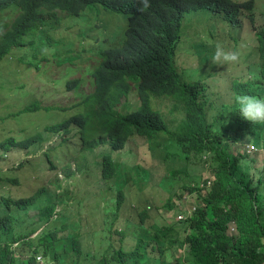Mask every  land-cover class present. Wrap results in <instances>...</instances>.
<instances>
[{
    "label": "trees",
    "instance_id": "16d2710c",
    "mask_svg": "<svg viewBox=\"0 0 264 264\" xmlns=\"http://www.w3.org/2000/svg\"><path fill=\"white\" fill-rule=\"evenodd\" d=\"M15 1L23 9L20 19L23 22L26 19L32 20L41 13L40 5L48 3L52 5L53 2L62 0ZM3 3L4 0H0V9ZM149 3L150 7L143 12L139 11L142 7L140 0L123 3L118 7L127 9L130 16L121 49L143 52L144 62L132 64L117 57L114 61L109 60L101 64L97 69L100 91L96 89L94 93H89L82 99L73 100V103L68 104L69 110L72 111L70 115L66 114V118L61 122L44 128L46 131L66 129L70 133L72 131L70 124H76L80 138L87 148L108 142L110 149L113 148L112 151L125 146L127 141H135L134 136L144 138V148L150 147L152 150V137L156 134H164L175 138L177 148H182L181 153L174 154L179 161L189 160V155L194 152V158L214 170L212 184L203 187L206 192L193 213L174 226L167 223L168 231L177 229L180 232L181 227L184 231L182 239L179 237L177 239L180 248H183L184 244L188 245L182 260L177 251L167 254V251L156 244V241L149 243L140 238L133 250H125L124 247L114 244L112 257L118 263L139 264L140 248L145 245L150 250H159L163 258L162 264H264V220L262 219L264 216V170L256 182L250 178L247 171L243 170L242 159H240L242 157L226 154L224 150L228 145L222 144L227 139L235 141L247 129L248 139L253 138L257 143L264 142V123L243 121L238 131H234L230 125L219 126L216 121L224 117L222 110L233 104L223 103L219 106L211 102L208 105L205 104L206 99L201 100L200 92L192 91L197 82L194 85L179 82L174 60L175 47L181 34V16L185 7L200 5L221 8L220 17L218 15L217 17L222 21L237 24L242 3L234 0H149ZM0 26L4 28L1 23ZM215 28L216 24L210 32ZM35 29L40 28L33 25L31 30ZM14 34L12 30L1 32L0 60L4 52H9L12 47L23 43V39H16ZM256 35L262 55L261 78H264V26L257 30ZM76 85L74 80L67 82V88ZM263 86L264 80H255L235 83L233 88L236 95L250 94L260 97ZM131 90H135L134 93L138 95L140 103L138 111H126V107L131 105L129 102L118 108L121 98L128 97ZM162 91L174 94V97L178 94V102L171 110L182 109L184 119L176 128L171 127L166 118L164 120L148 108L150 97H157L156 93L159 94ZM11 96L17 100V95ZM25 97L27 100L20 101L27 103L20 110L9 109L7 104H3L5 111L3 115H0V120L4 122L8 118H13L18 123L26 124L20 117L21 113L41 109L49 111L53 108L41 106V102L36 98ZM1 98H6V94L0 86ZM233 106L236 107L237 104ZM211 115L213 120L210 119ZM228 115L232 116L231 113ZM35 129L34 134L25 135V131L12 134V127L3 124L2 130H7L12 135L0 140V150L6 144L40 143L42 132L38 130V126H35ZM22 136L25 138L21 140L16 138ZM154 150L155 153L158 152L155 145ZM202 154L204 159L201 157ZM104 156L102 162L104 176L110 181V177L115 176L117 170L121 168L111 154ZM217 160L218 163L214 167L213 164ZM168 166L171 167L168 168L171 174L179 170L173 165ZM38 176L42 177V175ZM192 180L193 185H190L189 189L199 191L196 187L199 182L196 179ZM19 182L18 176L9 175L0 167V264H69L66 263L63 248L68 244L72 247L76 246L75 248L80 252L78 245H81V236L78 227L70 230L65 218L54 216L57 214L55 211L58 205L57 198H62V193L55 191V197L51 195L49 197L48 188L42 184L30 196H16L12 190L14 186L19 185ZM108 188H112L111 182ZM126 188L123 184L116 189L115 199L118 202V208L113 211L116 216L121 210L120 207L126 202ZM41 192L46 193L45 204H42L43 199L37 198ZM36 204L37 215L30 212ZM174 205L175 202L170 197L168 206ZM147 209L143 208L138 212L143 223L148 218ZM187 210L186 206L180 207L181 212L186 213ZM35 217L40 218L41 223L46 221V224L41 231L32 236L37 230V226L34 225ZM165 222L161 218L159 222L161 229H164ZM230 224L233 226V231L229 229ZM156 234L158 235V231ZM159 236H161L160 231ZM14 243H16L15 246ZM147 263L154 264L149 261L144 264Z\"/></svg>",
    "mask_w": 264,
    "mask_h": 264
},
{
    "label": "rangeland",
    "instance_id": "374dc122",
    "mask_svg": "<svg viewBox=\"0 0 264 264\" xmlns=\"http://www.w3.org/2000/svg\"><path fill=\"white\" fill-rule=\"evenodd\" d=\"M256 6L264 10V0H256ZM195 10L192 9L194 12L184 18V23L188 21L190 29H195L192 32H189V28L185 32L182 30V39L175 51L177 64L180 65L183 62L182 67L179 66L178 76L181 80L188 79L190 74L192 79L204 77L208 99L211 103L216 106L222 103H233L236 96L233 88L234 80L255 81L254 79L259 77L257 65L261 63V60L257 48L253 46L254 33L245 19L244 22L249 29L244 28L233 31L228 24L223 25L213 22L215 19L209 12ZM117 14L123 17L125 23L126 13L119 12ZM117 14L109 9L99 7L95 16L101 20L102 15L114 18L113 16ZM10 19L7 18V21ZM198 24L209 25L204 27L197 26ZM214 24H216V28L210 32ZM103 27L104 25H102ZM93 28L97 29L99 27L95 25ZM86 34H84V40L79 42V46L82 47L81 51H85L81 57L80 64L82 65L88 61L93 49L101 41L98 35L84 46V42L90 40ZM186 35L189 36L185 37ZM217 43H222L226 50L238 52L239 61L224 66L213 65L211 59ZM49 45H51L50 49H45L48 54L45 57L43 48ZM107 45H100L99 48ZM55 48L49 35L38 34L30 41L29 46L12 48L9 54L0 61V64L9 62L8 57L10 55L17 57L16 53L22 52L26 55L25 59L31 63L32 67L29 74L24 72L25 80L23 76H20L10 88L7 84L9 78L5 74L8 75L18 67H12L9 64L8 67L0 66V70L5 72V74L0 72V86L6 94V98L0 99V102H4L0 104V115H3L5 111L3 104H7L8 108L12 109L16 107L15 104H19L17 100H27L24 91L28 92L29 89H31L30 94H35L34 97L41 102V106L53 107L49 111L41 109L38 112L20 114L21 119L31 126L32 130L27 129L25 123H18L13 118H8L4 122L0 120V140L17 132L32 133L35 131L33 128L35 126H38V130L42 132L40 143L37 142L29 147L24 144H6L1 147V168L2 166H9L8 161L14 160V162H17L19 160L22 168L26 171L20 177L19 185L13 187V194L16 196H30L42 184H45L48 188L49 193L47 195L49 197L50 195L55 197V191L62 193V198H57L58 205L55 209L57 214L54 216L65 218L70 230L78 227L81 236V245H78L80 252L77 251L76 246L72 247L68 244L67 247L63 248L65 249L63 254L66 257V263L120 264L112 257L114 244L124 247L125 250H133L140 238L149 243L156 241L161 248L167 251V254L177 251L182 260L188 245L184 244L183 248H180L177 239L178 237L182 239L184 231H182V227L180 232L177 229L168 231V227L169 225L174 226L180 221L177 215L182 205L193 211L205 194V189L199 191L189 189L193 182L192 179L201 181L209 176V178H212L213 175L211 174L214 170L206 165L204 166L197 158H194V152L189 155V160L179 161L174 154L176 152L181 153L182 148H177L175 138L164 134H156L151 139L158 148V152L155 153L154 145L152 144V150L150 147L145 149L144 140L139 137H136L135 141L127 143L123 149L115 151L110 150L108 142L98 144L92 150H87L82 146H80V149H76L74 145L79 146V140L81 141L80 135H77L79 130L76 124H70L72 130L70 133L65 130L71 140L66 139L67 136H64L62 131L54 133L46 131L45 126L54 125L66 114H71L72 111L69 110L68 104L73 103V97L76 99L82 97L75 90H67V81L70 78L75 75L81 77L82 83L78 89L83 93H88L94 89L92 77L87 78L89 73H82L83 67L81 71L78 70L80 64L70 56V53H56ZM201 48H205L203 54H206L205 58H208V63L202 64L201 62L200 58L203 56L201 55ZM12 64H14V61ZM33 67L35 70H33ZM38 69L42 72L40 76L36 75ZM35 75L40 83H36L31 78ZM22 87L24 88L21 89ZM19 89L21 91L15 94L18 96L17 100H14L11 95ZM168 98H153L156 103L155 109L161 113L172 109L174 102L170 101L171 99L167 100ZM137 100L138 96L135 93H130L127 99L131 104L130 107ZM20 105L17 106L18 110H20ZM232 109L233 106L230 110L225 107L222 110L223 115L230 114ZM231 114L236 115L235 113ZM171 117L168 119L169 123L172 120L174 121L172 123L176 124L177 120L183 117V114L178 111L176 114H172ZM210 119L213 120L212 115ZM225 122L226 120L218 119L216 123L220 125ZM3 124L12 127V134L7 130H2ZM16 138L21 140L25 137ZM244 138V142L224 140L222 144L228 145L224 152L241 156L243 170L247 171L250 178L257 182L264 170V146L258 148L253 138L248 139L246 136ZM42 145V149L39 150ZM103 152L111 154L118 161L121 168V170H117V174L110 181L102 174L100 154ZM168 153H170V156H168ZM201 157L203 158L204 154ZM217 163L218 160L214 162L213 166L216 167ZM37 164L48 168V172L40 167L27 172L28 169ZM168 165H173L174 168H183V170L177 174H171V171H168V168L171 167ZM3 170H6V168ZM9 173L16 174L13 168L10 169ZM37 174L42 175V177L37 176ZM110 182L112 188H108ZM123 184L127 187L126 202L125 205L120 207L121 210L116 216L113 213L118 208V202L115 199L116 189ZM45 196V192L37 195L38 199H43L42 204H45ZM170 197L175 202V205L171 207L168 206ZM143 208H148L149 211H146L148 218L145 223L140 220L138 215L139 210ZM30 212H35V215L38 214L37 204L34 209H30ZM160 217L166 221L164 229H161V225H159ZM262 219L264 220V216ZM45 224L46 221L41 223V219L35 217L34 225L37 226V230L33 236L41 231ZM229 229L233 231L232 224L229 225ZM156 231H158V235ZM159 231L161 236H159ZM15 245L16 243H14ZM139 254V264H144L147 261L162 264L163 258L159 254V250H150L148 246L142 245Z\"/></svg>",
    "mask_w": 264,
    "mask_h": 264
},
{
    "label": "clouds",
    "instance_id": "9594fccd",
    "mask_svg": "<svg viewBox=\"0 0 264 264\" xmlns=\"http://www.w3.org/2000/svg\"><path fill=\"white\" fill-rule=\"evenodd\" d=\"M133 1H137V0H62V1H57V2H53L52 5H50L49 3L46 5H40V7L42 8L41 13L37 14L32 20H25V21H21V17L23 15V9L22 7H20V5H18L16 3L15 0H4L3 3V7L0 9V23L3 25L4 28H2L0 26V34L2 31H14V37L16 39H23V43L17 46H14L12 48L15 47H22V46H29V43L31 40H33L36 35L38 34H47L50 36L51 38V42L53 45H55V52L56 53H60V54H64V53H70V56L73 57V59L78 62L80 64L81 62V57L83 56V54L85 53V51H81V48L79 46V42L81 40H84V34H86V36L88 38H90V40H87L84 42V46L89 43L91 41V39L97 37L99 35L101 41L97 43V45L95 46V48L92 51V55L89 56V59L87 62H84L83 65L80 64V67H78V70L81 71L82 67V73H89L88 77L90 76L92 77V82H93V87L94 89L92 91H89L88 93H83L81 90H79V86L82 83V79L81 77H76L77 75H75L73 78H70L68 81L70 80H74V82L77 84L75 87L72 88H67V90L71 89V90H75L77 93H79V95L85 96L88 95L89 93H94L96 91V89H99L100 91V86H99V82H98V75H97V69L98 67L101 66V64L109 62V60L114 61L116 60V58L120 57L121 60H124L125 62H131L132 64H141L144 62V57H143V52H136L133 50H129V49H121V45L122 42L124 41L126 32L128 30L127 25L129 23L130 20V16H128V10L127 9H119L118 7L121 6L123 3H132ZM237 1L239 3H242V7H241V12L238 14L237 16V21L238 23H229L226 21H222L220 20V18L217 17V15L220 17L219 12L222 10L221 8H210L207 6H200V5H189L187 7H185V9L183 10L182 16H181V27H180V39L179 42L182 39V30L185 32V30L187 28L190 29V25L188 23V21L186 23H184V18L189 15L190 13L194 12L192 11V9H196L195 11H199V10H204L207 11L211 14V16L215 19L213 20V22L215 23H221L223 25H229L231 30L233 31H237V30H242L244 28H248V26L252 29L254 35V40H253V46L257 48L258 51V56L261 60V63L259 65H257V67L259 68V77L257 78H261L262 74H261V70H263V68L261 67L262 65V55L261 52L259 51V47H258V38L256 35L257 30L260 27L264 26V10L261 9L260 7L256 6V0H234ZM140 3L142 5V7L139 9V11L143 12L146 9H148L150 7V3L149 0H140ZM253 5V6H252ZM99 7H103L106 9H109L113 12H115L116 14L119 12H125L126 13V22L124 23L123 17L117 15H114V18H111V16H104L102 15L101 20H99L98 17L95 16V13L99 10ZM256 9V11H255ZM187 10H190L189 12ZM7 18H11L10 20L7 21ZM244 19L246 20L248 26L245 24ZM33 25H37L40 29H35V30H31V27ZM95 25H98L99 28L95 29L93 27H95ZM102 25H104V27L102 28ZM204 26L207 27L209 24H198L197 26ZM215 25V24H214ZM183 27V28H182ZM196 27V26H195ZM195 29V28H194ZM194 29H190L189 32H192ZM249 29V28H248ZM98 30V31H97ZM189 35H186L185 37H188ZM183 37H184V33H183ZM80 38V39H79ZM178 42V44H179ZM103 44H108L105 47H100V45ZM178 44L175 47V51L176 48L178 46ZM50 46H47L45 48H43L45 57L48 56V54L45 52V49H50ZM83 46V47H84ZM80 47V50H79ZM10 52V51H9ZM9 52H4V54L2 55L1 60L4 59L5 56H7L9 54ZM205 52V48H201V55H203L200 59L202 64L203 63H208V58H205L206 54H203ZM17 57L14 56H9V62L6 63H2L0 64V66L3 67H8V64L12 67H18L14 70H12V72H8L9 74L6 75L5 72H3L2 70H0L1 73L5 74V76H7V78H9V87L12 88V85L17 82L18 78L20 76L24 77L25 80V75L24 72H27L28 74L30 73V71L32 70L31 67V63L28 62L25 59V54L22 52H17ZM116 56V57H115ZM239 53L236 51H231V50H226L225 47L223 46L222 43H217L216 47H215V52L212 56L211 59V63L213 65H218V66H224V65H228V64H232V63H236L239 61ZM0 60V61H1ZM175 60V58H174ZM14 61V64H12V62ZM183 63V62H182ZM182 63H180V65L177 64L176 60H175V70L177 72V78L179 80V82L184 83V82H188L191 83L192 85H194L196 82L198 83L197 85H195L192 88L193 93L194 92H200L201 94V100L204 101V99H206L205 104L208 105V103H210L209 99H208V95H207V87L204 84V77H199V78H191V74L190 77L188 79H180L178 76V70H179V66L182 67ZM21 66V68H20ZM76 68V67H75ZM74 68V70H75ZM33 70H35V68L33 67ZM19 74V75H18ZM75 74V72H74ZM18 75V77H17ZM36 75H42V72L40 71V69L36 70ZM31 77L36 83H40V81L38 80L37 76ZM254 79L256 81H263L264 78L261 79ZM67 81V82H68ZM238 82H253V81H248V80H244V81H240L239 79H235L233 82V86L235 83ZM25 87V86H24ZM24 87H22L21 89H23ZM21 89L16 90L15 92H13V94H16L18 92L21 91ZM30 90L27 92L24 91V96L27 97H31V98H36L34 97V95L30 94ZM161 89H159L160 91ZM40 91V90H37ZM135 90H131L130 93H134ZM129 93V95H130ZM128 95V97H129ZM136 96L137 93H135ZM156 96H151L150 97V104H148V108L149 110H151L154 114H159L164 120L165 118L168 120L169 118H172L171 115L172 114H176V112L181 111V113L183 114V117L181 119L177 120V123L174 124L171 120L170 125L171 127L176 128L178 125H180V123L182 122V120L184 119V112L182 111V109H174L173 111L170 109L169 111L165 112V113H161L159 112L156 108V103L153 100V98H161V97H169L167 100L171 99L170 101L174 102V107L177 104V95L176 97H174V94H170V93H166L164 91L160 92L159 94L156 93ZM82 97L80 99H82ZM128 97H122L120 102L118 103L117 107H122L125 106V103H128L127 99ZM38 100V98H36ZM73 100H79L76 99L75 97H73ZM127 101V102H126ZM235 101L236 103H232L237 104V106H233V109L231 111V113H235L231 114L232 116L229 115H223L224 117H220V119L226 120L225 123L223 124H218L219 126L222 125H230V127L234 130V131H238L241 127V125L244 122H252V123H264V86L261 92V96L257 97L254 95H250V94H243V95H236L235 96ZM4 102H0V104H2ZM20 105V109L24 106L25 103L24 101H18ZM19 104H15L14 106H16L15 108L17 109V106ZM223 104V103H222ZM140 106L139 100H137L135 102V104L133 106H127L126 107V111L128 110H134V111H138V108ZM232 106H229V110L231 109ZM44 107H48L44 106ZM55 107V106H54ZM173 107V108H174ZM172 108V109H173ZM43 110V109H42ZM38 112V111H35ZM66 117L62 118L61 120H59L58 122H61L62 120H64ZM218 121V120H217ZM216 121V122H217ZM169 123V121H168ZM26 125V124H25ZM27 129H31L32 127L27 125L26 126ZM34 128V132L32 133H25V135L27 134H34L36 132L35 127ZM66 129L60 130L62 131V134L66 139H70V137H68V133L65 132ZM50 132H60V131H55V130H47ZM248 129L243 133L240 134L239 137L235 140V142H244L245 141V136L247 133ZM77 135L79 136V132L77 133ZM134 137H139L142 138L141 136H134ZM247 137V136H246ZM144 139V138H142ZM228 141H233V140H229ZM263 140V139H262ZM80 145L77 146L76 144L74 145L76 149H80V146H82L83 148L87 149V150H92V148H87L85 146V143L79 140ZM82 142V145H81ZM234 142V141H233ZM127 143H131V141H127ZM255 145L259 148V147H263L264 146V142H255ZM25 146H31V145H25ZM43 147V145L40 147L39 150H41ZM125 146L117 149H123ZM110 150H113L110 149ZM21 151V150H19ZM6 153V152H4ZM2 153V154H4ZM109 154L107 152H105L104 154H100L101 155V159H100V164H101V169H102V174L103 176L104 171H103V159L105 158L104 155ZM118 162V161H117ZM9 166L7 167H3L2 169L6 168V170H3L4 172L8 173L9 175H15L18 176L19 178L22 176V174L24 172H26L21 165V162L18 160L17 162H14V160L12 161H8L7 162ZM16 167H18V169H16ZM40 167L42 170L47 171L48 172V168H44L42 167V165L37 164L33 167H31L30 169L27 170L30 171L34 168ZM13 168L14 171L16 172V174H10V169ZM182 169L179 168V170H177L176 172L172 173V174H177L178 172H180ZM213 175V174H211ZM38 176V174H37ZM105 177V176H104ZM210 177V176H209ZM206 178L203 179L201 181H198L199 183L198 187L199 190L204 189V186H210L212 184L213 181V176L212 178ZM112 178V177H110ZM82 181V179L80 180V182ZM196 184V183H195ZM196 184V185H197ZM131 185V182H130ZM193 185V184H192ZM197 191V190H196ZM27 197V196H26ZM125 205V203L123 204ZM122 205V206H123ZM197 206V204H196ZM196 206L194 207V209L196 208ZM188 209V208H187ZM194 211V210H193ZM193 211H190L189 209L187 210V212H179V214L177 215L178 220H183L187 217H189ZM35 213V212H32ZM33 236V235H32ZM158 244V243H156ZM159 245V244H158Z\"/></svg>",
    "mask_w": 264,
    "mask_h": 264
}]
</instances>
